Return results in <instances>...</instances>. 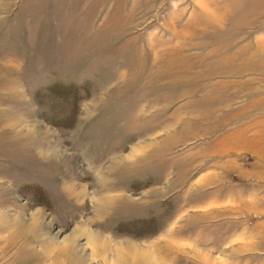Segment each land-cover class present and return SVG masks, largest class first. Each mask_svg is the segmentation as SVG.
<instances>
[{
	"label": "rangeland",
	"instance_id": "374dc122",
	"mask_svg": "<svg viewBox=\"0 0 264 264\" xmlns=\"http://www.w3.org/2000/svg\"><path fill=\"white\" fill-rule=\"evenodd\" d=\"M32 215L56 243L136 220L172 264H264V0H0V264Z\"/></svg>",
	"mask_w": 264,
	"mask_h": 264
},
{
	"label": "crops",
	"instance_id": "0c3cea01",
	"mask_svg": "<svg viewBox=\"0 0 264 264\" xmlns=\"http://www.w3.org/2000/svg\"><path fill=\"white\" fill-rule=\"evenodd\" d=\"M39 210L41 212L42 210L46 212V210L41 209V207ZM67 213H69L68 216L75 217V215H77L79 219L84 218L83 216H86L84 214L85 212L82 213L81 211L78 213L73 212L72 214H70V211H68ZM47 214H49V212H47ZM206 214H202L200 217H203ZM35 217V215L31 216L32 222L30 224V234H27L23 238V240L25 239L24 243H26V245L28 243L29 245L26 246V249H20V253L16 255L14 259L10 260L9 263L5 264H166V261L168 264H172L175 261L181 260V257H179L180 255L171 257L170 254L167 255L166 251H158V255L157 251L150 253L149 251L142 249V251H146L148 253L142 252L141 248L138 247L139 244H143V247L146 245L148 246L149 244L153 246V244H156L155 241L147 242L142 240V242H140L136 241L135 237L132 238L131 236L118 235L116 230H114L116 225H112L114 229L111 231L112 226H109L106 223V219H98V217L93 221L89 220L88 223L82 222V225H79L80 227L78 226L77 230L69 235L67 240L56 243L54 236L49 233V227L51 225H43ZM59 227L64 228V226ZM71 228L72 226L66 229L71 230ZM207 228L206 236L209 238V236L215 233V221L213 220V226ZM163 232H166V230H163ZM180 232L179 233L181 235L179 234V237L176 235L172 237L173 239H176L177 237V239L183 244L186 242L183 240H187L188 238L182 236L184 231L181 230ZM209 233L211 234L209 235ZM173 234L174 233H172V235ZM80 236H83L87 239V246L90 250H92L91 253H93L91 256L92 258H90V260L87 262L81 257H74V255L78 252L75 245L77 239L80 238ZM166 237H164V239H160V241L164 240V243H167V245L171 244V242H174L171 240L169 241V239ZM213 237L214 238L212 239L211 243L206 245L211 247L212 250H215V236ZM0 239L2 238L0 237ZM36 246H40L42 249L37 250ZM8 248H10L9 243H2V240H0V258H4L6 256V251H8ZM109 252L114 254L111 260L107 259L106 257L107 253ZM208 259L204 261V264H215L214 260H211L210 258Z\"/></svg>",
	"mask_w": 264,
	"mask_h": 264
},
{
	"label": "trees",
	"instance_id": "16d2710c",
	"mask_svg": "<svg viewBox=\"0 0 264 264\" xmlns=\"http://www.w3.org/2000/svg\"><path fill=\"white\" fill-rule=\"evenodd\" d=\"M139 222V221H138ZM143 222L144 223H142L143 225H145V223L148 225L149 223H151V224H153L154 223V221H152V219H148L147 221L146 220H143ZM137 224V222H136V220L135 221H128V222H122V223H119L117 226H116V232H117V234L118 235H125V236H135L136 238H139L140 237V235H142V234H134V232H137V231H135L134 229L136 228L137 230H140L139 228H137V227H139V226H137L136 225ZM156 225V224H155ZM137 226V227H136ZM131 228V231H130V229L129 228ZM145 230H147V229H145ZM143 231V232H145V233H143L144 235L145 234H147L149 231L147 230V231ZM130 231V232H129ZM140 233V232H139ZM133 234V235H132Z\"/></svg>",
	"mask_w": 264,
	"mask_h": 264
},
{
	"label": "bare ground",
	"instance_id": "6f19581e",
	"mask_svg": "<svg viewBox=\"0 0 264 264\" xmlns=\"http://www.w3.org/2000/svg\"><path fill=\"white\" fill-rule=\"evenodd\" d=\"M137 260V259H136ZM138 261V260H137Z\"/></svg>",
	"mask_w": 264,
	"mask_h": 264
}]
</instances>
